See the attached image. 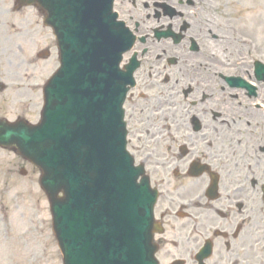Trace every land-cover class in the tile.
<instances>
[{"label":"flooded vegetation","instance_id":"af4514ba","mask_svg":"<svg viewBox=\"0 0 264 264\" xmlns=\"http://www.w3.org/2000/svg\"><path fill=\"white\" fill-rule=\"evenodd\" d=\"M196 2H115L145 37L124 58V67L140 60L125 110L132 148L164 193L159 260L200 264L209 243L203 264H264V79L246 57L202 40Z\"/></svg>","mask_w":264,"mask_h":264},{"label":"rangeland","instance_id":"374dc122","mask_svg":"<svg viewBox=\"0 0 264 264\" xmlns=\"http://www.w3.org/2000/svg\"><path fill=\"white\" fill-rule=\"evenodd\" d=\"M210 5L211 17L220 34L215 43L237 45L243 52L244 43H254L255 55L264 50V0H210ZM28 10L24 9L23 15ZM17 15L9 17L12 30L23 21L24 16ZM4 22H8V17L0 14V24ZM17 97L9 93L4 100L0 99V117L14 120L23 111ZM29 119L35 121L36 114ZM22 168L26 175L21 174ZM39 174L35 166L15 153L0 149V206L8 227L7 233L3 230L0 234V264H62L52 233L49 203L39 186Z\"/></svg>","mask_w":264,"mask_h":264},{"label":"water","instance_id":"95a60500","mask_svg":"<svg viewBox=\"0 0 264 264\" xmlns=\"http://www.w3.org/2000/svg\"><path fill=\"white\" fill-rule=\"evenodd\" d=\"M37 4L40 3V5H43L40 0H34ZM49 12V11H48ZM4 122H0V144L5 145V146H15V142L12 141V139L10 138V136H16L19 137L20 139H24L25 138V134L27 133V131H22L19 132L16 129H8L7 127H10L9 125L4 126ZM16 127V126H14ZM29 130V129H28ZM46 142L44 141V143L40 144V147H42L40 150L34 151L33 150V145L30 144L28 147L30 148L29 150H31V154L29 153H25L24 151H21L20 149L18 150L22 155H24L26 158L30 159L31 161L39 164L41 167L45 168L46 172L44 174V177L49 179V184H45L47 187V191H48V195L50 198L51 202H62L64 203L59 205V207L61 206H65L67 201H68V196H66V198L64 199H60L57 196V193L60 190H64L67 194V186L63 184V182L61 180L58 179L59 176V168L51 161L50 158H48L47 156L43 155V151L45 148ZM32 147V148H31ZM51 156V155H49ZM45 183V182H44ZM74 216H76V212L73 213ZM70 230V234L73 237V240H71L68 243L64 242L63 240L61 241L62 247L63 249H67L68 253H71L72 248L74 247L76 252H77V259H76V263L75 264H88V258L85 257V245L83 242L84 239V233L83 231L80 230H73V228H69ZM57 233L61 237V231L59 229H57ZM104 259L109 260L110 263H106V264H113L111 262H114L115 264H117V260L116 258H112L110 256V252H107ZM66 264H68L66 262Z\"/></svg>","mask_w":264,"mask_h":264}]
</instances>
